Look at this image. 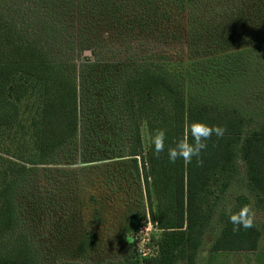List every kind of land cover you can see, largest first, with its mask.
Masks as SVG:
<instances>
[{
  "label": "trees",
  "instance_id": "trees-1",
  "mask_svg": "<svg viewBox=\"0 0 264 264\" xmlns=\"http://www.w3.org/2000/svg\"><path fill=\"white\" fill-rule=\"evenodd\" d=\"M208 1L0 0L18 10L8 9L18 20L10 22L0 7V264H38L40 252L21 227L31 209L57 219L58 230L86 234L89 223V236L126 248L110 264H198L210 235L212 253L260 248L264 114L190 100L185 92L186 80L205 73L200 45L209 36L192 14ZM247 26L242 21L234 32L245 35ZM254 29L264 36V23ZM27 32L53 38L56 52ZM215 50L206 68L223 57ZM113 101L128 120L123 146L97 152ZM195 120L222 126L224 134L210 137L191 163L169 162L167 148ZM161 130L165 150L155 154L151 138ZM233 187L244 191L221 205ZM242 206L253 227L233 231L226 210ZM147 208L162 232L159 253L137 259L133 232Z\"/></svg>",
  "mask_w": 264,
  "mask_h": 264
},
{
  "label": "rangeland",
  "instance_id": "rangeland-1",
  "mask_svg": "<svg viewBox=\"0 0 264 264\" xmlns=\"http://www.w3.org/2000/svg\"><path fill=\"white\" fill-rule=\"evenodd\" d=\"M262 1L209 0L204 8L203 5L196 8L197 11L192 14V18L195 22L200 21L202 23L198 32L203 31L204 35L209 37L202 41L200 45L205 56L202 60L205 73L197 81H185V92L188 99L209 101L264 114V36L262 32L258 33L254 29L255 25H259V21L264 23V1ZM0 7L9 21H18L10 18L12 12H9L8 9L18 10L9 5H1ZM242 21L247 22L248 25L245 28L246 31H244L245 35L234 32L236 25ZM212 32L216 34L218 40L210 41V33ZM26 36L34 38L35 34L27 32ZM35 38L45 47L56 52L57 45H55L53 38L45 35ZM257 42L262 43L257 44ZM215 43L218 54L223 52V57H218L213 67L206 68L207 65L213 62L209 61L207 57L211 55L212 49L215 50ZM237 49L241 51H236ZM59 54L54 53L53 55L59 58L61 57ZM190 64L191 62L187 59L185 61L186 68H189ZM111 97L113 98V94H111ZM109 104L106 115L107 119H111V124L105 122L101 134L96 137V140L98 138L103 139L100 143L103 147L96 146L97 152L102 150L113 151L114 147L117 149L122 148L123 142L120 137L125 127L128 126L127 118L118 111L116 103L113 101ZM111 128V136L108 137ZM141 132L143 147L147 148L149 135L145 122L141 124ZM243 191V189L240 190L237 187L231 188L224 196L221 205L224 202L233 204L236 195ZM147 206H149V202H147ZM153 208H155V204ZM147 212L153 217L149 208H147ZM254 217L259 222L263 220L262 214L256 210H254ZM50 218L44 217L36 210L31 209L30 214L25 217L21 226L40 252L38 264H65L67 262L110 264V262L123 258L126 248L123 249L120 245L118 249V245L114 240L107 245L105 240L102 244L94 236H89L88 233L92 232L89 223L90 231L84 234L81 227L69 226L65 227L64 231L58 230V220H55L54 217L51 218L52 220ZM60 232L63 234L66 232V234L62 236ZM161 233L160 229L153 231L151 245L157 244ZM212 238L211 235L207 236L206 244L199 253L198 264H264V239L261 241L260 248L256 251L212 253L210 251Z\"/></svg>",
  "mask_w": 264,
  "mask_h": 264
},
{
  "label": "clouds",
  "instance_id": "clouds-1",
  "mask_svg": "<svg viewBox=\"0 0 264 264\" xmlns=\"http://www.w3.org/2000/svg\"><path fill=\"white\" fill-rule=\"evenodd\" d=\"M224 134V129L219 125H210L206 121L195 120L187 124V135L176 140L174 146L167 148L169 162L175 163L183 160L186 164L191 163L194 158H199L206 141L215 135L217 138ZM165 132L157 131L151 138V146L155 154L165 150ZM190 138V139H189ZM229 222L233 225V231L239 229H250L254 221L248 207L242 206L238 211L226 210Z\"/></svg>",
  "mask_w": 264,
  "mask_h": 264
},
{
  "label": "built area",
  "instance_id": "built-area-1",
  "mask_svg": "<svg viewBox=\"0 0 264 264\" xmlns=\"http://www.w3.org/2000/svg\"><path fill=\"white\" fill-rule=\"evenodd\" d=\"M158 229L157 220H154L149 214L140 221L133 233L135 258L142 259L144 257L155 256L159 253V246L157 244L151 245L152 233Z\"/></svg>",
  "mask_w": 264,
  "mask_h": 264
}]
</instances>
